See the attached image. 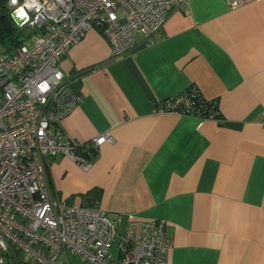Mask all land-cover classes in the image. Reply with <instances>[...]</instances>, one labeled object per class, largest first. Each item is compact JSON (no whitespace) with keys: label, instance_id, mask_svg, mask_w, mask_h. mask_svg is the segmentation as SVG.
Returning a JSON list of instances; mask_svg holds the SVG:
<instances>
[{"label":"crops","instance_id":"1","mask_svg":"<svg viewBox=\"0 0 264 264\" xmlns=\"http://www.w3.org/2000/svg\"><path fill=\"white\" fill-rule=\"evenodd\" d=\"M59 68L81 100L54 126L64 140L109 132L88 169L48 161L49 192L96 204L118 226L164 220L172 240L162 264H264V0H188L173 8L157 43L136 36L111 58L96 28L69 46ZM196 87L219 119L153 112ZM70 264H83L76 258Z\"/></svg>","mask_w":264,"mask_h":264},{"label":"built area","instance_id":"2","mask_svg":"<svg viewBox=\"0 0 264 264\" xmlns=\"http://www.w3.org/2000/svg\"><path fill=\"white\" fill-rule=\"evenodd\" d=\"M26 3L31 0H7L12 21L29 34L12 50L0 49V264H70L71 257L83 264H162L172 246L164 220L130 216L119 232L99 206L51 195L45 168L66 156L88 169L92 151L114 142L109 132L64 140L54 127L81 100L59 68L69 46L91 28L106 38L111 58L132 52L138 35L151 46L173 8L188 12V0H36L24 9L27 23L14 20L12 13ZM240 4L229 0L231 7ZM207 102L191 87L155 102L153 112L219 119Z\"/></svg>","mask_w":264,"mask_h":264},{"label":"trees","instance_id":"3","mask_svg":"<svg viewBox=\"0 0 264 264\" xmlns=\"http://www.w3.org/2000/svg\"><path fill=\"white\" fill-rule=\"evenodd\" d=\"M6 4L7 0H0V49L10 51L25 41L29 33L26 29L15 25L9 15ZM206 104L207 109H217L214 101H209ZM207 113L208 112H204L203 115L206 116L208 115ZM94 152L95 151H92V156ZM100 194L101 191L99 189H93L89 191L87 194L82 196L83 199H87L84 204L89 206L96 205L100 199Z\"/></svg>","mask_w":264,"mask_h":264},{"label":"clouds","instance_id":"4","mask_svg":"<svg viewBox=\"0 0 264 264\" xmlns=\"http://www.w3.org/2000/svg\"><path fill=\"white\" fill-rule=\"evenodd\" d=\"M10 3L15 5L17 3V0H10ZM36 5V0H31V3H26L24 6L17 8L13 13V19L16 20V18H19V20H23L24 23H27L28 21V16L27 13L25 12V7L27 8H32ZM19 20H17V23H19ZM21 27L23 26L22 24L20 25Z\"/></svg>","mask_w":264,"mask_h":264},{"label":"rangeland","instance_id":"5","mask_svg":"<svg viewBox=\"0 0 264 264\" xmlns=\"http://www.w3.org/2000/svg\"><path fill=\"white\" fill-rule=\"evenodd\" d=\"M71 203V202H69ZM79 204V200H77L74 205H78ZM118 231L119 232H123L124 229L122 226H118ZM117 245H118V239L115 240L114 244H113V247H112V254L116 255L117 254ZM72 258V257H71Z\"/></svg>","mask_w":264,"mask_h":264}]
</instances>
